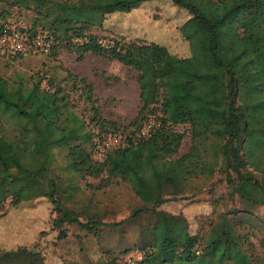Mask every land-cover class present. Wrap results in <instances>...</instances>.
<instances>
[{"label": "trees", "instance_id": "16d2710c", "mask_svg": "<svg viewBox=\"0 0 264 264\" xmlns=\"http://www.w3.org/2000/svg\"><path fill=\"white\" fill-rule=\"evenodd\" d=\"M143 1L0 0V30L11 28L5 21L10 8L31 11L29 27L17 31L48 41V53L58 48L77 58L91 53L132 70L138 97L135 115L120 124L102 115L83 76L66 72L65 84L76 93L73 103L51 77L41 87L42 74L0 73V205L8 197L11 204L47 199L60 240L65 223L95 232L122 222L105 223L86 210L81 221L64 205L81 190L79 179L103 180L86 185L92 192L114 181L135 201L127 220L151 215L163 254L157 257L149 244L131 264H264V224L252 215L264 208V0H170L185 9V29H200L191 41L200 44L193 43L188 56L152 41L102 43L104 37L92 32L107 15ZM21 54L33 53L0 55V63ZM78 100L85 111L76 108ZM149 120L154 126L141 134ZM180 126L187 129L179 131ZM202 127L221 128L225 192L216 202L229 207L212 211L196 233L181 235L175 216L158 208L174 197L172 175L190 152L172 155L185 135L192 144ZM106 135L120 137V143L97 157L96 142ZM58 157L65 175L49 177ZM41 257L33 248L16 246L0 251V264H44ZM125 259L98 257L91 264H127Z\"/></svg>", "mask_w": 264, "mask_h": 264}, {"label": "rangeland", "instance_id": "374dc122", "mask_svg": "<svg viewBox=\"0 0 264 264\" xmlns=\"http://www.w3.org/2000/svg\"><path fill=\"white\" fill-rule=\"evenodd\" d=\"M7 13L5 21L10 23L11 28L18 30V27L28 28L31 24V11L10 8ZM233 13L236 16L239 8L236 7ZM187 19L185 9L170 0H147L128 12L107 15L101 27L93 28L92 32L104 37L100 39L102 43L112 38L152 41L165 46L171 54L187 56L193 43L200 44L199 41L191 43L200 29H185L183 24ZM12 56L1 60L0 73L4 76L11 75L13 71L21 72L25 78L35 76L36 73L42 74L44 78L40 82L41 87L45 86L46 77H51L63 86L75 103L76 93L70 91L69 83L65 84L66 72H69L85 77L92 84L97 105L105 118L126 124L136 113L138 97L135 74L114 61L91 53L77 58L75 52L64 48L51 49L49 53ZM76 105L77 109L85 111L80 100ZM177 129L185 131L187 128L180 126ZM188 151L189 156L182 161L177 173L172 175V189L176 191L174 197L158 208L175 216L181 235L196 233L212 211L229 207L224 200L216 202L217 197L225 192L226 148L221 128L197 129L192 144L189 136L185 135L177 153L172 157H179ZM60 164L61 158L58 157L47 175L62 178L65 173ZM77 183L81 190L75 192L74 197L64 205L78 219H86L82 212L86 210L88 216L94 214L102 222H122L97 226L95 232L65 223L61 229L66 230V236L59 240L56 238L59 229L51 226L55 213L47 199L11 204L8 197L0 205V251L27 246L42 256L44 264H91L98 257L119 259L122 255L134 263L140 259L144 248L152 244L157 257H162V252L158 251L159 240H156L153 233L151 215L144 213L137 220L126 219L135 201L124 184L112 181L104 188L92 192L93 189L86 185L94 187L103 184V180L79 179ZM252 215L264 224V208L258 207Z\"/></svg>", "mask_w": 264, "mask_h": 264}, {"label": "built area", "instance_id": "2783aa9c", "mask_svg": "<svg viewBox=\"0 0 264 264\" xmlns=\"http://www.w3.org/2000/svg\"><path fill=\"white\" fill-rule=\"evenodd\" d=\"M49 50V42L42 37H34L29 39L27 35L17 31L14 28L4 27L0 30V55L14 54L18 52L30 53H47ZM154 126L152 120L147 121L141 129V134L146 133ZM120 137L106 135L96 142L99 157L101 153L110 147L117 146L120 143ZM197 253V251H196ZM125 262L131 264L130 258L126 257Z\"/></svg>", "mask_w": 264, "mask_h": 264}, {"label": "crops", "instance_id": "0c3cea01", "mask_svg": "<svg viewBox=\"0 0 264 264\" xmlns=\"http://www.w3.org/2000/svg\"><path fill=\"white\" fill-rule=\"evenodd\" d=\"M188 56V55H187Z\"/></svg>", "mask_w": 264, "mask_h": 264}]
</instances>
